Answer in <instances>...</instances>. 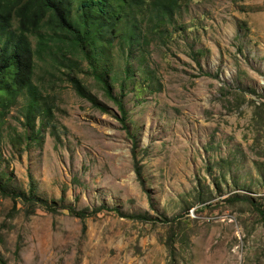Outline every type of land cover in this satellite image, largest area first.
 Returning <instances> with one entry per match:
<instances>
[{"label":"rangeland","instance_id":"374dc122","mask_svg":"<svg viewBox=\"0 0 264 264\" xmlns=\"http://www.w3.org/2000/svg\"><path fill=\"white\" fill-rule=\"evenodd\" d=\"M180 2L147 45L92 58L128 131L88 60L36 62L56 106L42 126L17 97L3 121L7 264H264V0Z\"/></svg>","mask_w":264,"mask_h":264},{"label":"trees","instance_id":"16d2710c","mask_svg":"<svg viewBox=\"0 0 264 264\" xmlns=\"http://www.w3.org/2000/svg\"><path fill=\"white\" fill-rule=\"evenodd\" d=\"M180 6V0H0V136L3 121L17 97L24 99L27 117H41L42 126L50 123L56 104L51 95L44 94L34 82L36 62L48 61L55 66L62 61L60 65L71 69L74 57L90 62L94 78L117 106L121 127L127 130L124 103L112 94L93 59L105 56L98 55L103 51L112 53L115 39L121 49L129 51L134 46L147 45L148 35L160 33ZM71 83L80 97L93 102V97L86 96L77 78L71 76ZM24 138L30 140L33 136L24 134ZM133 160L134 173L139 177L135 155ZM7 188L0 180L3 195L20 196L8 192ZM23 197L27 202L43 201L36 198L32 190L29 197ZM70 211L82 222L88 215ZM260 215L264 226V213ZM127 217L145 220L141 216ZM0 264L7 263L0 258Z\"/></svg>","mask_w":264,"mask_h":264}]
</instances>
